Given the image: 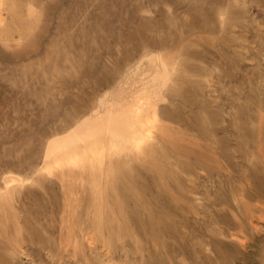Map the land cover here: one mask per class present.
I'll return each instance as SVG.
<instances>
[{"label": "rangeland", "instance_id": "374dc122", "mask_svg": "<svg viewBox=\"0 0 264 264\" xmlns=\"http://www.w3.org/2000/svg\"><path fill=\"white\" fill-rule=\"evenodd\" d=\"M139 89L137 146L49 167ZM57 263L264 264V0H0V264Z\"/></svg>", "mask_w": 264, "mask_h": 264}, {"label": "bare ground", "instance_id": "6f19581e", "mask_svg": "<svg viewBox=\"0 0 264 264\" xmlns=\"http://www.w3.org/2000/svg\"><path fill=\"white\" fill-rule=\"evenodd\" d=\"M143 90H137L136 93L138 94H133L134 96L132 95L130 100L122 101L119 99L116 101L111 100L110 102L103 101V108L101 106V109H97L89 117H87V119L83 121V126L74 129L72 132L66 134V136L64 137H60L59 139L52 141L45 155V160L49 164V167L53 164L77 165L80 163H84L85 161H94L95 158L102 157L104 149L107 147V144L105 143L108 142V138L106 137L108 136V133L110 136L108 145L111 149H116L119 145L118 143H132L134 146H137L142 140L143 135H145V123L146 121H148L146 117L148 115L147 109L150 108L151 105L154 103L153 102L150 105V101L145 95V92H143ZM153 106L154 105H152L151 109H153ZM118 209L119 208H117V210ZM105 245L102 246L105 247ZM102 246L101 250L103 248ZM90 247H92L91 243ZM104 249L105 248H103V250ZM110 255L112 256V254Z\"/></svg>", "mask_w": 264, "mask_h": 264}]
</instances>
